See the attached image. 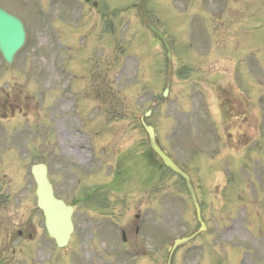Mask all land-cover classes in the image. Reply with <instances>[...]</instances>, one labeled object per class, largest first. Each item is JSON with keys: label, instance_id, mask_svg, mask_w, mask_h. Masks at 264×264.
<instances>
[{"label": "rangeland", "instance_id": "obj_1", "mask_svg": "<svg viewBox=\"0 0 264 264\" xmlns=\"http://www.w3.org/2000/svg\"><path fill=\"white\" fill-rule=\"evenodd\" d=\"M97 1L110 19L74 8L48 32L46 19L31 18L38 5L49 13L45 0H0L27 25L13 63L0 59V98L20 109L0 120V210L3 223L12 225L17 209L35 230L17 264H164L172 240L196 225L181 181L151 156L137 123L163 89V47L131 8L136 0ZM146 10L172 55L169 97L148 121L197 187L208 225L170 264H264V124L254 141L230 150L220 116L205 112L211 84L232 63L229 78L264 111V0H146ZM38 161L57 196H89L73 213L67 254L54 248L35 204L29 167ZM138 207L130 248L117 228L129 226Z\"/></svg>", "mask_w": 264, "mask_h": 264}, {"label": "flooded vegetation", "instance_id": "obj_2", "mask_svg": "<svg viewBox=\"0 0 264 264\" xmlns=\"http://www.w3.org/2000/svg\"><path fill=\"white\" fill-rule=\"evenodd\" d=\"M75 1L48 0L49 13L42 17L46 19V24H48L44 29L60 28L63 24L62 21L67 18L68 11L73 9ZM90 1L86 2H89L88 10L92 11ZM16 2L17 0H11V4L13 5ZM52 9H54V12H50ZM223 58L228 60L227 57ZM223 70L226 77L211 84L210 91L213 97L211 106L214 112L220 116V121L218 122L224 130L226 144L231 148L237 149L249 140L255 139L258 135V126L261 123L264 124V113L261 114L258 107H255V94H252L251 100L253 99V102L251 104V100L244 96L243 91L238 89L232 77L229 78L230 74L234 72L233 63L225 65ZM138 157L145 158L147 154H144L143 151ZM74 202L77 204L79 199H76ZM68 203H73V201H69ZM4 213V211L0 210V264H17L16 261H19L20 257H22V249H27L35 241V230L29 219L19 216L17 209L10 213L12 225L10 223H3ZM8 215L9 213H6V216ZM15 219H18V221L14 222L13 220ZM133 222L132 225L122 230L125 241H128L132 228L134 232L138 229L135 224L136 222Z\"/></svg>", "mask_w": 264, "mask_h": 264}, {"label": "water", "instance_id": "obj_3", "mask_svg": "<svg viewBox=\"0 0 264 264\" xmlns=\"http://www.w3.org/2000/svg\"><path fill=\"white\" fill-rule=\"evenodd\" d=\"M143 2L144 0L139 1V8L142 12L141 15H143ZM147 24L164 44L167 60V80H169L171 69L169 44L166 43L163 35L157 29L152 27L149 23ZM24 39L25 33L20 20L0 8V53L5 62L10 63L12 61L13 55L21 47ZM142 118L143 116H141V120ZM142 127L146 133L150 149L157 154L165 166L178 173L183 178L189 196L193 202L196 217L200 222V225H202V222L200 221L199 205L187 174L183 172V170L179 168V166L160 148L157 144L153 129L143 122ZM31 174L36 184L35 193L37 196V206L42 210L44 215L46 230L49 236L55 240L56 245L63 247L68 242L70 233L72 232V224L70 220L72 208L66 206L60 199L53 196L51 185L46 178V169L44 165H32ZM199 231L200 229L186 237L175 240L167 254L165 264L170 263L172 253L177 246L190 240Z\"/></svg>", "mask_w": 264, "mask_h": 264}]
</instances>
